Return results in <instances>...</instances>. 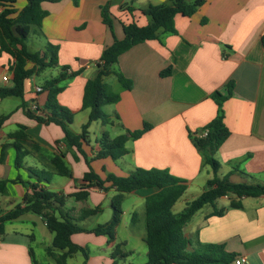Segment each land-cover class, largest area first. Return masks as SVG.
Listing matches in <instances>:
<instances>
[{
	"label": "crops",
	"instance_id": "0c3cea01",
	"mask_svg": "<svg viewBox=\"0 0 264 264\" xmlns=\"http://www.w3.org/2000/svg\"><path fill=\"white\" fill-rule=\"evenodd\" d=\"M168 0H134L130 4L131 17L139 26L147 24L140 10L148 5H159ZM129 0H60L44 2L41 8L46 15L41 21L39 35L44 43L33 52H42L46 44L57 47V66L43 80L54 78L61 68H67L68 77L63 90L57 95V103L74 113L70 130L77 134L86 123L88 112L81 109L83 88L96 74V63L102 51L113 42V36L102 23V8L106 6L113 17V32L122 38L119 21H123V5ZM24 0L15 3L21 9ZM1 11V8H0ZM176 34L167 35L162 43L149 40L139 43L122 53L115 70L131 82L130 89L118 83L119 100L106 105L110 126L119 134L141 130L146 123L150 129L136 140L125 143L127 154L116 161L110 158L93 160L90 166L100 179L107 174L125 177L137 168L164 170L172 177L184 181L186 190L172 207L180 212L185 205L198 197L211 178L209 166L193 146L189 133L207 125L217 113V105L211 94H225V85L233 82L232 95L222 104L223 122L229 136L215 154L219 163L218 174L231 183L264 184V0H203L189 17L177 14L173 19ZM13 59L0 53V88L11 86L2 77L11 72ZM170 68L167 76L160 73ZM33 75L24 82L23 97L0 99V180L8 181L6 194L0 193V216L22 202L29 190L22 182L34 183L27 169L42 171L49 178L42 187L66 197L63 211L76 218L81 211L100 205L102 211L85 219L80 225L91 229L109 221L112 210L110 199L114 189L107 191L96 187L86 189L88 197L76 201L67 197L79 191L82 178L88 171L83 156L63 143V131L55 124H39L26 116L22 103L28 108L35 104L42 109L47 92L36 93ZM11 78V76H10ZM94 123V122H93ZM82 150L93 157L99 149L98 138L90 137ZM17 126L25 127V133L38 150H28L23 167L16 169L15 149L7 135ZM109 139L111 137L107 131ZM100 138V139H101ZM99 139V140H100ZM93 141V142H92ZM62 153L70 171V177H61L50 162L53 155ZM19 177L21 182L11 183ZM198 192L190 201L183 197L188 192ZM156 189H143L124 195L122 215L116 228L115 244H120L127 257L116 264H143L147 246L144 242V200ZM183 199V204L176 206ZM233 196H223L197 211L182 228L192 252L198 243L219 244L228 253L244 256L249 264H264V196L243 198L241 209L229 208ZM224 210L214 216V211ZM93 222V226L87 225ZM24 225L25 229H14ZM8 228H12L8 231ZM11 234L12 236H9ZM72 243L87 252L85 264H112L110 254L113 245L104 236L76 233ZM28 240V242H27ZM53 240L40 216L26 213L5 224V234L0 237V264H31L29 251L35 259L34 247L46 250ZM136 256V260L133 257ZM72 258V257H71ZM70 258V259H71ZM68 259V260H70ZM36 260V259H35ZM136 262V263H134Z\"/></svg>",
	"mask_w": 264,
	"mask_h": 264
},
{
	"label": "trees",
	"instance_id": "16d2710c",
	"mask_svg": "<svg viewBox=\"0 0 264 264\" xmlns=\"http://www.w3.org/2000/svg\"><path fill=\"white\" fill-rule=\"evenodd\" d=\"M18 0H0V53L9 55L12 59L11 66V86L0 88V99L7 97H23L24 82L33 75L57 66V47L46 44L42 52L30 51L26 45L29 34L39 32L40 24L46 12L42 10L41 4L44 2L56 3L60 0H24L25 4L21 9L15 8ZM134 0H129L123 5L125 15L123 21H119L122 29V38L117 39L113 32V17L109 14L108 8H102V23L107 26L113 36L111 45L102 51L99 61L96 63V74L88 79L83 88L81 109L88 112L86 123L80 132L75 134L70 130V125L74 119V113L60 106L57 103V95L63 90L62 83L68 77H74L79 72L68 74L67 68H61L54 78L45 80L41 89L47 92L46 101L42 109L31 112L26 103L22 107L27 117L35 120L39 124H55L63 131V143L67 147H74L84 158L88 171L82 178L83 184L79 191L67 197L76 201H84L88 197L86 189L96 187L107 191L114 189L115 194L110 199L109 207L112 215L109 221L87 229L80 225V222L93 217L102 211V206L98 205L93 209H86L76 217H70L63 211L66 197L41 186V183L48 185L49 178L42 171L27 169L29 177H34L35 182H22L23 186L30 192H26L22 197V202L13 209L0 216V237L5 234V224L18 219L26 213L40 216L47 230L53 234V240L46 248V254L53 259L56 264H67L76 253H81L84 257V264L87 258L86 250L72 243L70 237L76 233H91L95 236H104L107 243L113 245L110 257L112 264L127 257L120 249V244H115L116 228L122 215V202L125 194L134 193L143 189H156L153 194L148 195L144 200V242L147 246L146 262L143 264H232L236 257L233 253H228L219 244L198 243L194 251L189 252L191 242L184 237L182 228L192 218V216L206 205L214 206V202L223 196H233L228 207L241 209L240 202L243 198H257L264 196V184L231 183L226 176L220 177L218 174L219 163L215 154L221 144L229 136V131L223 122L222 104L233 91V82L225 85V94L216 91L211 94V99L217 105V113L207 125L202 129L189 133V138L204 165L210 167L212 176L205 182V189L194 200L188 202L178 213L172 212L175 202L184 194L186 185L184 181L172 177L164 170H145L137 168L125 177H116L107 174L104 179H100L92 170L90 163L93 160L110 158L118 160L127 154L125 143L128 140H136L150 129V125L144 124L138 131L118 135L109 139L106 133L98 142L99 149L93 157H88L82 150V144H89L88 128L91 123L99 121L103 126L111 124L101 108L111 105L119 100V95L108 90L104 79L110 75L116 77L117 82L123 89H130L131 82L115 70L118 57L131 47L149 40H158L162 43L167 35L176 34L173 19L177 14L189 17L194 14L203 0H168L159 5H148L141 9V14L147 19V24L139 26L130 19V4ZM130 14V15H129ZM264 43V38H262ZM170 68L163 70L160 75L167 76ZM4 118H0V123ZM206 131L205 136H200ZM11 140L16 155L14 165L16 169L23 167V158L29 153L25 148L37 151L36 145L32 144L29 136L25 133V127L17 126L16 130L7 135ZM50 162L61 177H70V171L64 162L62 153L53 155ZM8 181L0 180V193L6 194V184ZM11 183L21 182L20 178L10 181ZM224 210L214 211L212 215L220 216ZM31 264H38L29 251Z\"/></svg>",
	"mask_w": 264,
	"mask_h": 264
},
{
	"label": "rangeland",
	"instance_id": "374dc122",
	"mask_svg": "<svg viewBox=\"0 0 264 264\" xmlns=\"http://www.w3.org/2000/svg\"><path fill=\"white\" fill-rule=\"evenodd\" d=\"M44 43V40L41 36L36 35V34H29V36L26 39V45L29 49L34 50L36 47L42 46ZM50 71H53L52 69H46L42 72H40L37 76H35V82L36 84H40L43 82V80L48 76V73ZM104 82L108 88L109 91L113 93H117V89L119 88L118 83L116 82L115 78L113 75H110L104 79ZM101 110L106 114V109L105 106L101 108ZM90 137L94 139L95 137L99 139L101 138V133L102 131H107L111 137H115V135L119 134L118 128L117 127H112L109 125L103 126L99 121L92 123L90 127ZM93 142V141H92ZM198 192V188L194 190L193 193L188 192L185 197H183L185 200L190 201L195 197L194 194ZM183 199H181L176 206H180L183 204ZM93 226V222H90L87 227ZM12 228H8V231H10ZM14 229H25L24 225H15ZM9 236H12L9 234ZM28 242V240H27ZM35 251V259L38 264H56L53 259L47 256L46 250L39 246L34 247ZM134 261L136 260V256L133 257ZM136 263V262H134ZM67 264H84V257L82 256L81 253H76L75 255L72 256L70 260H67Z\"/></svg>",
	"mask_w": 264,
	"mask_h": 264
},
{
	"label": "built area",
	"instance_id": "2783aa9c",
	"mask_svg": "<svg viewBox=\"0 0 264 264\" xmlns=\"http://www.w3.org/2000/svg\"><path fill=\"white\" fill-rule=\"evenodd\" d=\"M120 1H121V2H124L125 0H120ZM8 73H10V74H8V75H4V76L2 77V81H3V82H8V81L10 80V76H11V74H12V71H11V72H8ZM34 91H35L36 93H39V92L42 91V89H41V87H39V86H35V87H34ZM29 110H30L31 112H37V111H38V108H37V106H36L35 104H32V105L29 107ZM205 135H206V131L202 132V134H201L200 136H205ZM44 224H45V222H44ZM232 264H249V262L247 261V259H246L244 256H238V257H235V258H234Z\"/></svg>",
	"mask_w": 264,
	"mask_h": 264
}]
</instances>
